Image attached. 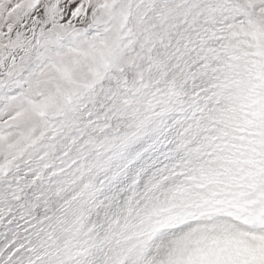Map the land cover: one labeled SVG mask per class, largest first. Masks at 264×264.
Here are the masks:
<instances>
[{"label":"snow or ice","instance_id":"snow-or-ice-1","mask_svg":"<svg viewBox=\"0 0 264 264\" xmlns=\"http://www.w3.org/2000/svg\"><path fill=\"white\" fill-rule=\"evenodd\" d=\"M0 264H264V0H0Z\"/></svg>","mask_w":264,"mask_h":264}]
</instances>
